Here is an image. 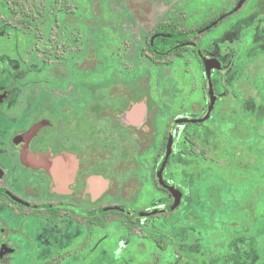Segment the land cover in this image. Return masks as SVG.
Listing matches in <instances>:
<instances>
[{
    "label": "flooded vegetation",
    "instance_id": "af4514ba",
    "mask_svg": "<svg viewBox=\"0 0 264 264\" xmlns=\"http://www.w3.org/2000/svg\"><path fill=\"white\" fill-rule=\"evenodd\" d=\"M153 1L107 5L110 18L99 23L91 4V14L81 16L69 0H52L59 22L49 21L44 3L12 0L14 17L0 19V43L13 59L20 41L24 49L21 36L47 41L27 52V88H15L0 61V264H114L125 242L145 239L155 249L143 264H264V0L255 5L263 14L244 21L238 16L249 0L189 24L182 12L155 15L166 7ZM31 26L56 34L31 37ZM248 26L261 51L246 62L236 47ZM217 28L220 36L208 37ZM64 33L73 38L60 40ZM182 57L189 85L142 88L144 66L131 88L130 59L162 62L166 75ZM102 77L110 80L98 84ZM183 86L190 88L186 105L177 103ZM231 183L238 197L226 189ZM231 210L240 223L209 227L219 215L224 224Z\"/></svg>",
    "mask_w": 264,
    "mask_h": 264
},
{
    "label": "rangeland",
    "instance_id": "374dc122",
    "mask_svg": "<svg viewBox=\"0 0 264 264\" xmlns=\"http://www.w3.org/2000/svg\"><path fill=\"white\" fill-rule=\"evenodd\" d=\"M6 1L7 0H5V6L0 7V9H1L0 10V19H2V20L9 19L13 15V11L11 13L10 9H9V8L13 7V5H12L13 2H12V0H8V2L6 3ZM69 1H70V4L72 6H78L80 8L78 10H81V12H80L81 16H89L91 14V5H92L95 8V11H96L95 14H97L99 23H101V20H104L105 22H107V20H109V18H110V16L106 14L107 13V11H106L107 5L114 6L115 9H118L119 5L124 6V5L132 2V0H119L118 2L113 1V0H69ZM38 2L40 4L44 3V4H41V6L44 5V6H42V9L52 10L50 17H49V21H51L54 18V16L57 17V21L58 20H59V22L61 21L60 20V18H61L60 11L58 9H53L51 7L53 5L52 0H36L35 4H37ZM158 2H160V1L154 0L152 2V4L158 5ZM232 2H233V0H162V4L166 8L162 9V6L159 7V10H157L155 15H158L159 12H161V13L163 12L162 15L166 14L165 16H167V15L175 16L176 14H179V12H182L186 16L184 23L189 24L194 19L200 20L201 18H203L207 15L211 16L213 14L218 13L220 10L219 6H221L223 4H226L227 6H229V4H231ZM117 4H119V5H117ZM159 4H161V3H159ZM255 5H256V0L247 1L245 6L241 10V12L242 11L243 12L238 16V18L241 19L242 21H244L249 16L255 17L256 14H263V12H261V11H256L257 10L256 7H258V6H255ZM260 7H263V6L260 5ZM262 10H264V7L262 8ZM108 25H109L108 23L105 24V26H108ZM31 27H32V28H30V29H32L31 30L32 33H30L31 37L37 36L38 32H42V33H44L45 37H48L50 34H52V31H53V29H49L50 33L49 32L47 33V31H45V29H40V31H39V30L35 29L34 26H31ZM249 28L251 30V26H248L244 29V35H243L242 43H240L241 47H236L237 52L240 49V51H241L240 54H242V56L247 57L246 62H249V60H247V59L255 58V55L257 54V52L261 51V49L257 48V45H259L258 43H251L253 40H252V36L250 34H248ZM57 30H58V32L61 31V29H57ZM69 32H73L72 27H71V30ZM218 32H219V29L217 28L212 33L210 32L208 37L213 36V35H214V37H219L221 32H220V34ZM225 32H230V30L225 29ZM246 33L248 35H246ZM55 34H52V35H55ZM75 34H80V37L82 40L86 37V33L84 31V28H82V27H81L80 31L79 32L76 31V33H74V35ZM64 35H66V36H64ZM64 35H61L60 40H62V41L67 40L68 37L73 38V35H70L68 33H64ZM13 36H12V38H13ZM27 36H28V34L24 35V37L23 36L20 37V39H22L23 42H25L24 49H26V46H27V49L25 52V50L21 46L22 43L20 41V43H19L20 45H17V51H18L17 60L15 58L13 59V56H10L8 54V52H10V50L8 48L4 49V46H1L2 44L0 43V61L3 63V65H2L3 68L9 72V75L11 74L10 76L8 75L7 80H9V82L10 81L15 82V80H16V82L14 83L15 88H27L28 85L31 84L30 81H31L32 76L30 77V74H28V73L24 74V69L26 70L28 68V66L31 65L30 59H27V61H26V58H28L27 52L29 51V49H31L32 47H42V44H41L42 41L47 43L46 40H41V43H39L40 41H36L34 39L27 41V39L25 38ZM128 42H129V50L128 51L131 52V50H133V43L130 40H128ZM81 45H82V43H81ZM113 45H117V44L113 43ZM118 45H119V47H118L119 50H121L122 45L125 48L127 47L126 45H124L122 43H119ZM20 46H21V48L18 50V48ZM208 51H210L209 53H211V54H209L210 56H217V54H218V50L212 51V50L208 49ZM263 51H264V49H263ZM136 52H137V50H136ZM1 57L4 59H1ZM39 58H40V56H39ZM210 60H212V59H210ZM172 61H173L172 65H171L172 71H169V73L166 75H165V73L162 72L165 68V66L163 64H161L162 62H159L160 65H158V66H150L148 64V62H146V64L142 66V64H139V63H141L139 60L130 59L125 66L128 67L127 69L129 70L130 78L133 77L134 75H137V73L139 76L140 74L137 71H141L142 68H144V66H145V68L149 69L148 74H144V75L140 76L142 83H143L142 88H171L170 85H173V82L177 83V85H178L180 81H181L180 84H182V85L183 84L189 85L188 75L185 72H183L188 66V64L187 65L185 64L186 63L185 62L186 57L172 59ZM8 62L10 64H8ZM23 62H25V63H23ZM215 66H218V65H215ZM12 69H14L16 71L14 74H12L10 72ZM148 69H147V71H148ZM159 69L161 70V72L158 71ZM20 71H22V72H20ZM132 71H135V72H132ZM19 75H22V76L19 77ZM201 78H202V76H201ZM201 78H200V75L197 73L196 78H195L197 85H200L202 83ZM191 84H193V83H191ZM186 87H188V86H186ZM183 88H184V86H183ZM21 90H23V89H21ZM189 90H190V88H184L185 92H184L183 96L178 98L177 103H180L181 99H184L183 100L184 105L187 104L186 97L188 95H186V94L188 93ZM235 90H236V88H235ZM197 91H199V88H195L193 90L194 96H195V93H197ZM232 91H233V88H232ZM248 91H250V88H247L246 92H248ZM234 92H237V91H233V93ZM246 98L249 99V96ZM187 99H188V97H187ZM198 99H199V97L195 101H198ZM231 99H232V97H231ZM217 114L215 113V117H216V121L219 124L220 122L218 120ZM229 114H231L230 111L227 112L226 116H228V117L232 116ZM223 128H224V126H223ZM225 129H227V127ZM229 133L227 132V134H229ZM247 159H249V157H247ZM230 176H232V173L230 171H228L226 177L230 179L229 181H232V178H230ZM228 186L233 187L232 192L234 193V196H232L231 198L236 197V196L238 197L240 190L239 189L234 190V188L236 189L237 183H231L230 185L227 184L226 185L227 190H228ZM227 196L230 197V194ZM242 197H244L243 192H242ZM258 208H260V207H258ZM185 209H186V207L184 208V210ZM229 209H232V207H229ZM262 209L264 210V205H262ZM231 212H232V214L230 216L224 217L225 218L224 224H221L223 217H222V215H219L218 218H215V219L212 218L211 219L209 227L212 229H215V230H217L218 228H220L222 230H225V229L227 230V228L229 226H231L235 220H236L237 224L240 223V220H238V218H236V216H240V213H238L237 211L233 212V210H231ZM211 214H214V211H212ZM241 216H244V215H241ZM163 224L161 225V229L164 231H167V229H169V228ZM257 226H259V225H257V223L255 222L254 227L256 228ZM116 230H118V232ZM113 232L115 235H118L119 239L120 238L123 239L124 231L122 232V229L120 226H118V227L115 226V228L113 229ZM165 237H167V236H165ZM223 237L224 236L222 233L221 238H223ZM166 239H168V237ZM150 240L145 239V240H142L141 242H140V240H138V241H134L133 243H130V244L125 242L122 245L120 252H118V255L120 257H118V259L116 260V262L114 264H141V263L143 264V261H148V260L152 261V259H150V258H152V252L154 251L155 248H154V244ZM224 244H226V243H224ZM127 250H128V252H130L129 258L127 255ZM162 254L165 255L166 253H162ZM167 259L168 258H164L163 260H167ZM102 264H106V262L104 261ZM145 264H147V263H145Z\"/></svg>",
    "mask_w": 264,
    "mask_h": 264
},
{
    "label": "water",
    "instance_id": "95a60500",
    "mask_svg": "<svg viewBox=\"0 0 264 264\" xmlns=\"http://www.w3.org/2000/svg\"><path fill=\"white\" fill-rule=\"evenodd\" d=\"M244 0H239L238 3L236 4V6L234 7V9H237L243 2ZM204 62L206 64V71L209 73V66L207 65L206 63V60L204 59ZM213 100H214V97H213V94H212V89L210 88L209 89V107H208V111L211 110L212 108V105H213ZM208 114H206L207 116ZM205 116V117H206ZM181 121H186L185 119H181V120H177L176 122L174 123H177V122H181ZM172 123V124H174ZM170 143H171V134H169V138H168V141H167V144H166V154H168L169 150H170ZM163 166H164V163H163ZM177 199L175 200L174 204L171 205L169 208H167L166 210L169 211V210H172L176 205H177Z\"/></svg>",
    "mask_w": 264,
    "mask_h": 264
},
{
    "label": "trees",
    "instance_id": "16d2710c",
    "mask_svg": "<svg viewBox=\"0 0 264 264\" xmlns=\"http://www.w3.org/2000/svg\"><path fill=\"white\" fill-rule=\"evenodd\" d=\"M140 77L135 75L129 79L131 88H137ZM110 79L106 77L99 78L98 84H106Z\"/></svg>",
    "mask_w": 264,
    "mask_h": 264
}]
</instances>
